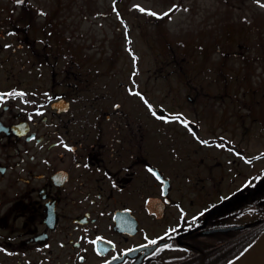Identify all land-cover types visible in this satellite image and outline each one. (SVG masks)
I'll return each instance as SVG.
<instances>
[{"label":"flooded vegetation","instance_id":"flooded-vegetation-1","mask_svg":"<svg viewBox=\"0 0 264 264\" xmlns=\"http://www.w3.org/2000/svg\"><path fill=\"white\" fill-rule=\"evenodd\" d=\"M16 8L0 12V264H227L241 233L225 227L264 209V150L235 107L155 103L149 71L89 38L105 11Z\"/></svg>","mask_w":264,"mask_h":264},{"label":"rangeland","instance_id":"rangeland-1","mask_svg":"<svg viewBox=\"0 0 264 264\" xmlns=\"http://www.w3.org/2000/svg\"><path fill=\"white\" fill-rule=\"evenodd\" d=\"M18 1L0 0V12L6 8L15 15ZM59 1L105 11L97 24L85 22L89 38L118 43L121 69L149 71L155 103L189 101L184 98L189 93L197 101L213 104L212 94L219 91L220 101H228L239 113V125L249 128V154L264 150V138H257L254 130L259 125L264 129V0ZM115 6H120V19L111 9ZM136 6L143 9L137 18ZM146 11L155 15L146 17ZM0 18L5 20L3 14ZM145 29L152 37H146ZM105 50L109 51L107 46ZM241 106L247 112L242 113ZM261 164L264 159L250 166ZM260 171L264 177V169H249L250 178Z\"/></svg>","mask_w":264,"mask_h":264},{"label":"trees","instance_id":"trees-1","mask_svg":"<svg viewBox=\"0 0 264 264\" xmlns=\"http://www.w3.org/2000/svg\"><path fill=\"white\" fill-rule=\"evenodd\" d=\"M264 190L261 192L257 199L263 198ZM264 229V209L253 219L249 220L243 228L235 230V232L241 233V242L239 246H234L233 257L239 255L243 250L251 244V242L261 233ZM230 261V260H229Z\"/></svg>","mask_w":264,"mask_h":264},{"label":"water","instance_id":"water-1","mask_svg":"<svg viewBox=\"0 0 264 264\" xmlns=\"http://www.w3.org/2000/svg\"><path fill=\"white\" fill-rule=\"evenodd\" d=\"M242 225H232L227 228H238ZM237 264H264V230L251 246L234 263Z\"/></svg>","mask_w":264,"mask_h":264},{"label":"snow or ice","instance_id":"snow-or-ice-1","mask_svg":"<svg viewBox=\"0 0 264 264\" xmlns=\"http://www.w3.org/2000/svg\"><path fill=\"white\" fill-rule=\"evenodd\" d=\"M21 2H22V0H21ZM141 11H143V9H141ZM152 15H155V13H152ZM135 95H139V93H134ZM20 95H23L22 93L20 94ZM153 115H156V113L155 112H153ZM159 119H164V120H167V118L166 117H158ZM151 171V170H150Z\"/></svg>","mask_w":264,"mask_h":264},{"label":"bare ground","instance_id":"bare-ground-1","mask_svg":"<svg viewBox=\"0 0 264 264\" xmlns=\"http://www.w3.org/2000/svg\"><path fill=\"white\" fill-rule=\"evenodd\" d=\"M234 264H237V262H236V263H234Z\"/></svg>","mask_w":264,"mask_h":264}]
</instances>
